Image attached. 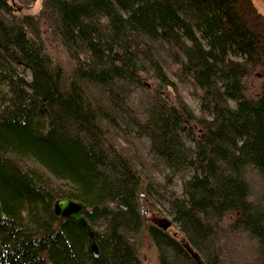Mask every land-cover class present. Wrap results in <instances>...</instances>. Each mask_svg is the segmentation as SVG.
Wrapping results in <instances>:
<instances>
[{"label": "trees", "instance_id": "obj_1", "mask_svg": "<svg viewBox=\"0 0 264 264\" xmlns=\"http://www.w3.org/2000/svg\"><path fill=\"white\" fill-rule=\"evenodd\" d=\"M43 3L69 75L37 22L0 0V264H144V229L160 264H199L186 244L204 264H264L251 180L264 185V18L251 0ZM169 75L199 113L167 99ZM143 192L167 202L180 237L146 218ZM66 197L87 205L98 256L74 219L55 218Z\"/></svg>", "mask_w": 264, "mask_h": 264}, {"label": "rangeland", "instance_id": "obj_2", "mask_svg": "<svg viewBox=\"0 0 264 264\" xmlns=\"http://www.w3.org/2000/svg\"><path fill=\"white\" fill-rule=\"evenodd\" d=\"M251 3L255 11L264 18V0H251ZM11 4L14 7V12L17 15H28L37 22L46 50L50 55H52L56 62L61 64L66 74L69 75V73H71L75 67V60L66 47L62 44L57 35L53 32V27L50 24L46 14L43 0H34L23 4L19 0H11ZM20 71L22 72V75L25 77V79L28 81L31 80V73L28 69L20 68ZM144 74V77L148 78L147 81L152 83L151 85H153V87H160V81L158 82L155 80V78L151 76L152 74L148 75L146 72ZM258 75L259 73L256 74L254 72L252 75L247 77L248 90L251 94L252 91H255L260 84V78ZM169 77L171 78H169L168 83L164 84V86L161 85L162 92L167 97V99L173 103H180L184 101L188 103L196 113H199V99L197 94H194L189 86H182L174 77L170 75ZM157 176L161 183H167L172 191H175L178 195L181 194V177L179 178L176 176L175 178H171L167 173L164 172H161ZM251 180L253 190L256 193L255 195L257 198H263L264 200V185L261 184L259 180H255V178H251ZM168 194L170 193L168 192ZM143 195L145 201L143 199L141 202L143 207L142 209L144 211V215L149 221L155 223L154 219L162 218H167L168 220L173 221L172 215H170L167 211L168 204L165 200H161L160 197V202H156V200L148 196L149 194L143 192ZM168 231L171 234L178 233V236H181L179 228L174 222H172V225L169 227ZM138 241L139 254L144 264H160L157 247L151 240L146 229H144L141 235L138 236Z\"/></svg>", "mask_w": 264, "mask_h": 264}, {"label": "water", "instance_id": "obj_3", "mask_svg": "<svg viewBox=\"0 0 264 264\" xmlns=\"http://www.w3.org/2000/svg\"><path fill=\"white\" fill-rule=\"evenodd\" d=\"M87 210V205L82 201L72 198H61L58 199L54 204V214L56 219L72 218L74 219L88 234L89 248L95 256L99 255V247L96 241L95 231L91 228L85 217V211ZM0 216L5 217L6 214L3 211L2 202L0 199ZM154 224L158 227L166 230L172 225V221L167 218L154 219ZM189 252L192 253L193 257L199 262V264H204L198 253L194 252L192 248L186 244Z\"/></svg>", "mask_w": 264, "mask_h": 264}, {"label": "bare ground", "instance_id": "obj_4", "mask_svg": "<svg viewBox=\"0 0 264 264\" xmlns=\"http://www.w3.org/2000/svg\"><path fill=\"white\" fill-rule=\"evenodd\" d=\"M23 166L25 167V168H27V169H29V170H31L33 173H36V171L37 170H35L34 168H33V166H32V164L31 163H28V162H26V163H23ZM67 198V197H66ZM61 199V198H60ZM57 201V200H56ZM55 201V202H56ZM55 204V203H54ZM4 211V210H3ZM53 211H54V207H53ZM5 213V212H4ZM54 216H55V214H54ZM2 217V216H1ZM4 218V217H3Z\"/></svg>", "mask_w": 264, "mask_h": 264}]
</instances>
